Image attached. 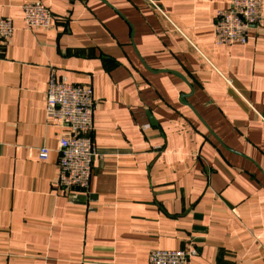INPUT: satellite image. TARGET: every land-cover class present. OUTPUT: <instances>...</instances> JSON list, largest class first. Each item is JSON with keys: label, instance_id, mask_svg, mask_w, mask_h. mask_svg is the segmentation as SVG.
<instances>
[{"label": "crops", "instance_id": "0c3cea01", "mask_svg": "<svg viewBox=\"0 0 264 264\" xmlns=\"http://www.w3.org/2000/svg\"><path fill=\"white\" fill-rule=\"evenodd\" d=\"M27 1L0 0L15 26L0 41V264L189 247L191 264H264V26L219 45L230 0H41L51 25L28 28ZM52 69L94 88L89 191L58 185Z\"/></svg>", "mask_w": 264, "mask_h": 264}, {"label": "built area", "instance_id": "2783aa9c", "mask_svg": "<svg viewBox=\"0 0 264 264\" xmlns=\"http://www.w3.org/2000/svg\"><path fill=\"white\" fill-rule=\"evenodd\" d=\"M24 21L28 28L46 29L53 15L41 0L23 5ZM264 0H230L229 5L217 11L214 24L219 45L246 44L251 29L264 26ZM15 30L11 18L0 17V41L6 43ZM45 112L50 124L67 129L59 138L58 185L67 191H89L98 150L94 142V111L96 98L91 84L71 83L58 78L51 70L46 89ZM39 158L48 159L50 149L42 146ZM198 253L195 247L154 250L147 264H191Z\"/></svg>", "mask_w": 264, "mask_h": 264}, {"label": "water", "instance_id": "95a60500", "mask_svg": "<svg viewBox=\"0 0 264 264\" xmlns=\"http://www.w3.org/2000/svg\"><path fill=\"white\" fill-rule=\"evenodd\" d=\"M178 75H180L184 80H185V79L187 80V78H186L184 75H181V74H178ZM149 117H150L151 123H152V124H156L155 119H153L152 116H151L150 114H149Z\"/></svg>", "mask_w": 264, "mask_h": 264}]
</instances>
